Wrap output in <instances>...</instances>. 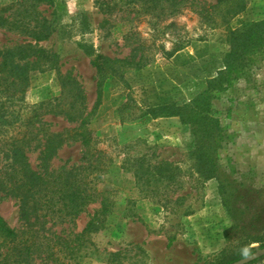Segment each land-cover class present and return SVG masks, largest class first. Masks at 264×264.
<instances>
[{
	"label": "rangeland",
	"instance_id": "1",
	"mask_svg": "<svg viewBox=\"0 0 264 264\" xmlns=\"http://www.w3.org/2000/svg\"><path fill=\"white\" fill-rule=\"evenodd\" d=\"M123 4L119 5L121 12L106 17L96 0L38 4L35 0H0V9L9 7L2 13L9 21L20 20L18 13L23 8L29 18L47 20L52 32L37 45L55 54L59 73L81 87L87 110L95 100L91 61L96 55L123 58L137 43L154 55L142 70L123 69L105 82L101 105L91 119L89 128L99 140L98 148L111 160L99 189L112 195L113 208L105 215L103 228L87 235L88 249L81 264H108L111 253L118 254L115 264H221L243 249L261 250L259 243L245 242L248 235L264 233V49L246 77L229 75L224 65L229 49L226 27L210 30L192 12L183 10L172 20L174 29H164L171 21L166 20L154 32L148 16L130 11L133 4ZM260 20H264V0H247L245 9L227 27L236 29ZM116 24L123 35L114 32ZM177 34H186L192 41L172 57L162 56L159 46L169 51ZM29 42L34 44L19 31L0 27V50ZM214 80L220 88L211 93L208 105L223 130L216 153L219 177L237 183L230 200L236 208L251 207L244 217L236 216L237 220L222 206L218 181L200 177V167L190 157L191 128L177 117L148 113L189 102L207 92ZM59 95L55 70L31 73L22 100L6 105L13 123L1 129L0 136L19 132L18 123L30 115L28 106ZM44 121L52 132L74 126L61 116H46ZM142 155L151 164H169L170 178L138 185L121 162L126 156ZM27 157L35 169L37 153L28 152ZM82 158L80 146L71 144L57 153L50 166L53 170L77 166ZM17 206L16 200L0 193V216L16 231L22 228ZM97 209L98 204L90 205L76 219L73 232L79 233ZM63 228L56 226L53 231Z\"/></svg>",
	"mask_w": 264,
	"mask_h": 264
},
{
	"label": "trees",
	"instance_id": "2",
	"mask_svg": "<svg viewBox=\"0 0 264 264\" xmlns=\"http://www.w3.org/2000/svg\"><path fill=\"white\" fill-rule=\"evenodd\" d=\"M43 1L35 0L37 4ZM96 3L106 17L121 12L119 5L123 3L133 4L130 11H140L148 16L154 32L159 23L166 20L171 21L164 29H174L172 20L183 10L192 12L210 30L226 27L229 49L224 56L225 72L236 77H246L264 49V20L236 29L227 27L245 9L247 0H216L211 5L187 0H96ZM8 8L0 9V27L19 31L34 44L29 42L0 50V135L1 129L13 123L9 120L12 116L6 105L22 100L28 90L31 73L55 70L60 95L28 106L30 115L18 123L19 132L0 136V193L16 200L22 223V228L16 231L0 216V263L33 264L38 260L40 264H81L82 255L88 249L87 235L103 228L104 217L113 208L112 195L99 189L109 165L107 162L111 160L98 148L99 140L89 128L91 119L101 105L105 82L110 77L119 76L123 69L142 70L152 62L154 55L146 51L142 43H137L123 58L96 55L91 61L96 78L95 100L91 109L87 110L81 87L70 76L59 73L55 54L37 45L52 32L47 20L29 18L30 14L23 8L18 13L20 20L9 21L2 15ZM32 20L34 24L31 26L29 23ZM113 27L115 33L123 35L120 24ZM174 38L169 51L164 50L162 44L159 46L162 56L170 58L192 41L186 34H177ZM215 82H210L207 92L189 102L162 106L148 113L177 117L191 128L190 157L198 163L201 178L218 181L222 206L233 220H237L238 216L244 217L251 207L246 204L242 210L236 208L230 200L237 183L219 177L216 153L222 145L223 130L208 105L211 93L220 88L215 87ZM46 116H61L74 126L52 132L44 121ZM71 144H78L82 149V162L77 166L51 169V162L57 153ZM28 152L37 153L38 165L35 169L28 161ZM168 167L170 165L164 162L151 164L143 155L126 156L121 162V168L131 172L136 183L142 186H148L156 179L170 178ZM94 204H98V209L84 228L74 233L76 219ZM56 226L64 228L55 232L53 228ZM247 237L245 243L256 242L261 249L264 248V233ZM253 253L252 248L243 249L221 264H233ZM117 256V253L108 254V264H115ZM262 260L264 256L248 264H258Z\"/></svg>",
	"mask_w": 264,
	"mask_h": 264
},
{
	"label": "water",
	"instance_id": "3",
	"mask_svg": "<svg viewBox=\"0 0 264 264\" xmlns=\"http://www.w3.org/2000/svg\"><path fill=\"white\" fill-rule=\"evenodd\" d=\"M262 256H264V248L259 250V251L254 252L253 254H251V255H249V256H247V257H245V258H243V259H241V260H239L233 264H248V263H250V262H252V261H254V260H256Z\"/></svg>",
	"mask_w": 264,
	"mask_h": 264
}]
</instances>
